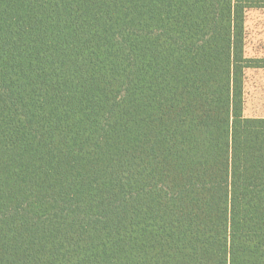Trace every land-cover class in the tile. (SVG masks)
I'll use <instances>...</instances> for the list:
<instances>
[{
  "label": "trees",
  "instance_id": "16d2710c",
  "mask_svg": "<svg viewBox=\"0 0 264 264\" xmlns=\"http://www.w3.org/2000/svg\"><path fill=\"white\" fill-rule=\"evenodd\" d=\"M264 0H0V264H264Z\"/></svg>",
  "mask_w": 264,
  "mask_h": 264
},
{
  "label": "rangeland",
  "instance_id": "374dc122",
  "mask_svg": "<svg viewBox=\"0 0 264 264\" xmlns=\"http://www.w3.org/2000/svg\"><path fill=\"white\" fill-rule=\"evenodd\" d=\"M245 52L249 58H264V9L246 14ZM246 117H264V70H248L246 84Z\"/></svg>",
  "mask_w": 264,
  "mask_h": 264
},
{
  "label": "crops",
  "instance_id": "0c3cea01",
  "mask_svg": "<svg viewBox=\"0 0 264 264\" xmlns=\"http://www.w3.org/2000/svg\"><path fill=\"white\" fill-rule=\"evenodd\" d=\"M245 96H246V94H245Z\"/></svg>",
  "mask_w": 264,
  "mask_h": 264
}]
</instances>
